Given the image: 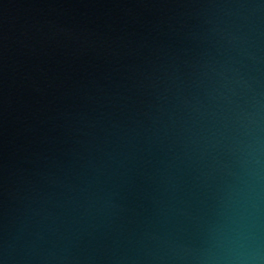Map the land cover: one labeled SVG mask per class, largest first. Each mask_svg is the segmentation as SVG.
Listing matches in <instances>:
<instances>
[{
  "label": "water",
  "instance_id": "water-1",
  "mask_svg": "<svg viewBox=\"0 0 264 264\" xmlns=\"http://www.w3.org/2000/svg\"><path fill=\"white\" fill-rule=\"evenodd\" d=\"M0 264H264V0H0Z\"/></svg>",
  "mask_w": 264,
  "mask_h": 264
}]
</instances>
